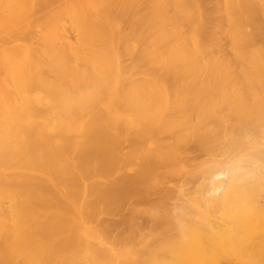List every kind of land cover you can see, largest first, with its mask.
Here are the masks:
<instances>
[{"label": "bare ground", "instance_id": "6f19581e", "mask_svg": "<svg viewBox=\"0 0 264 264\" xmlns=\"http://www.w3.org/2000/svg\"><path fill=\"white\" fill-rule=\"evenodd\" d=\"M203 3L0 0V264H264V0H223L212 31ZM191 174L194 198L138 208ZM129 200L128 226L164 220V239L80 258Z\"/></svg>", "mask_w": 264, "mask_h": 264}, {"label": "rangeland", "instance_id": "374dc122", "mask_svg": "<svg viewBox=\"0 0 264 264\" xmlns=\"http://www.w3.org/2000/svg\"><path fill=\"white\" fill-rule=\"evenodd\" d=\"M222 3H223V0H213V1L212 0H204V3L201 4L202 8H200V10L204 14V16L207 17L208 26H209L210 31L216 29L215 25L218 23V21L221 20V17H223L222 16L223 12H222V7H221ZM217 5H219L218 8H217ZM54 6L55 5H52L51 8L56 9L57 5L55 7ZM51 8L48 10H51ZM213 9H214V11H213ZM210 11H211V15H210ZM258 16H257V21L260 23L261 27H260L258 33L253 38V40H254L253 44L250 47H248V50L250 52L254 51L258 47L264 48V26H263L264 15L261 12H259ZM209 17H210V20H209ZM214 17H216V18H214ZM215 19H217V20H215ZM68 29H69L68 32H69L70 41L73 43L75 40V33L69 25H68ZM70 34H71V36H70ZM221 39H222V44L224 47V53L228 58L231 59L232 58V50H231V46H230V39L225 38L223 36H221ZM202 155L203 154L200 153V151L197 152V150H195V151L193 150L192 157L195 159L193 164L198 163L199 161H202V160L204 161V159L205 160L207 159V157L204 156L205 154L203 156ZM189 176L190 177L192 176V177L190 178ZM189 176L187 177V176L177 175L176 177H174V179H172L173 182L169 181L166 183L167 185L165 184V186H164L165 188H163L164 190L161 189V190L155 191V193H152V195L149 196V200H148L149 202H147L145 204H139L138 208H140L142 210H146V209H149L152 206V204L155 206H158L160 204L158 207L165 205V207L167 209H171L174 206L173 204L178 203V200H175V199H177L176 198V192L181 190L182 187H183L182 188L183 191L187 194V196L194 198L195 196L198 195V192L200 193L202 191V187H200V185H199L201 180L199 179L198 176L195 177L192 174ZM193 177H195L196 179H194ZM197 177H198V179H197ZM113 178L111 176L108 178L107 181L108 182H112V181L114 182L115 179L117 180L118 174H114ZM177 179H178V181H177ZM190 179H191V181H190ZM192 179H194V180H192ZM94 180H96V179H94ZM187 180H188V182H187ZM197 181H199V182H197ZM193 187H194V189H193ZM169 189L171 191H173L172 192L174 195L173 197H167L166 196V192L169 191ZM260 199L262 201H264V196H261ZM157 202H159V203H157ZM135 205H136V202L134 200H129L121 206L122 209L120 207V208L113 210L112 212H108L109 214L104 213L102 215L97 216V218L93 222V230L86 232L85 233L86 236L84 238H81L80 240H76V244L79 246L77 248V251L79 252L78 254H79L80 258H83L88 252L94 251L95 249L99 250L103 255L106 256L109 253L134 252V251L138 252L140 250L149 251L148 249H150L151 246H152L151 249L155 248L154 244L159 243L160 240L162 241L164 239V236H165L164 232L167 231L166 230V223L164 220H162V221L158 222L157 225L155 226L148 219H146V218L142 219L141 218V220H140L141 225H142L141 229H138V230L131 229L128 226V220L132 217L130 210ZM171 205H173V206H171ZM8 206H9V204H8V201L6 199H0V208H1V211H2L4 216L8 215ZM115 212L118 214H116ZM114 213L116 216L114 215ZM124 219H125V221H121ZM101 220H102V222H101ZM107 221H109V223H110V225H112V227H110L108 225L109 223H107ZM116 221H118L119 224L121 221V224L118 226V223ZM96 225H98V227ZM107 225L109 226V228H112L113 231H111L112 229L110 230ZM159 226L162 228H160ZM99 227L102 229H100ZM156 227L157 228L159 227L158 230ZM151 230H153V231H151ZM108 231H111V232H108ZM147 232H149V233H147ZM69 236H70V233H66V234L62 235L59 239H62V238L67 239V237H69ZM56 240H58V239H56ZM56 240H53L51 242H54ZM139 240H141V241H139ZM152 240H154V241H152ZM151 241H152V243H151ZM41 242H43V241H41ZM72 251H73V249L69 247L63 253L68 254V253H71ZM56 255L59 256L60 253H56ZM18 263L21 264V261H19ZM85 263H86V261L83 260V264H85Z\"/></svg>", "mask_w": 264, "mask_h": 264}]
</instances>
